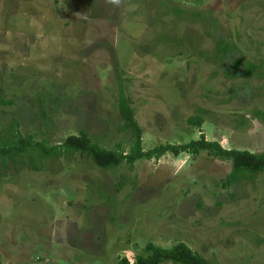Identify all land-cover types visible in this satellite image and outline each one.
I'll return each instance as SVG.
<instances>
[{
	"label": "rangeland",
	"instance_id": "374dc122",
	"mask_svg": "<svg viewBox=\"0 0 264 264\" xmlns=\"http://www.w3.org/2000/svg\"><path fill=\"white\" fill-rule=\"evenodd\" d=\"M120 92L145 150L204 135L263 151L264 0H0V142L84 131L127 153ZM230 168L206 150L108 168L0 156V260L115 264L182 241L210 264H264V171L229 183Z\"/></svg>",
	"mask_w": 264,
	"mask_h": 264
},
{
	"label": "trees",
	"instance_id": "16d2710c",
	"mask_svg": "<svg viewBox=\"0 0 264 264\" xmlns=\"http://www.w3.org/2000/svg\"><path fill=\"white\" fill-rule=\"evenodd\" d=\"M219 47L221 48L219 49V54L222 57L230 49L225 43L219 44ZM239 61L240 58H237L234 64H239ZM259 67H261L260 63H247L244 76L250 77ZM118 104V109L123 119V126L130 128L134 133L133 143L127 153L102 147L92 141L84 131H80L78 134H69L61 143L54 145H47L44 141L33 140V137L30 135L22 136L18 132H12L13 134L7 136L6 141L0 142V156H16L18 154L35 152L42 157H52L61 156L63 153L80 152L89 156L91 161L97 166L108 168L110 166H117L122 162L132 165L134 161L143 158L158 159L167 152L178 155L181 152L193 151L197 153L201 150H206L217 158L226 159L231 162V168L227 175L229 183L237 182L246 173L256 174L264 171V150L251 152L246 149L226 148L218 141L206 139L204 135H200L199 138L190 140L187 143H165L145 150L141 146V130L134 118V110L122 92H120ZM256 114V116L259 115L264 118V113L256 112ZM188 122L200 126L202 119L200 115H194L191 116ZM143 250L147 253L146 255L138 254L134 257L133 261L124 256L115 264H160L165 261L175 264H210L206 258L192 250L182 241L176 242L169 248H163L148 242ZM0 264L4 263L0 260Z\"/></svg>",
	"mask_w": 264,
	"mask_h": 264
},
{
	"label": "clouds",
	"instance_id": "9594fccd",
	"mask_svg": "<svg viewBox=\"0 0 264 264\" xmlns=\"http://www.w3.org/2000/svg\"><path fill=\"white\" fill-rule=\"evenodd\" d=\"M108 2L118 5L120 3V0H108Z\"/></svg>",
	"mask_w": 264,
	"mask_h": 264
}]
</instances>
